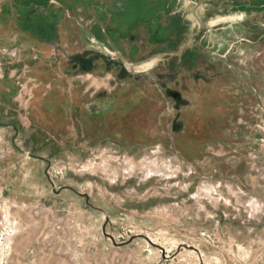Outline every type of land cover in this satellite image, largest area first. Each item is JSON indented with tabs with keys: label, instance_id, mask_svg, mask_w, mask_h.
Masks as SVG:
<instances>
[{
	"label": "rangeland",
	"instance_id": "obj_1",
	"mask_svg": "<svg viewBox=\"0 0 264 264\" xmlns=\"http://www.w3.org/2000/svg\"><path fill=\"white\" fill-rule=\"evenodd\" d=\"M28 2L0 0V264H264V0H62L43 35Z\"/></svg>",
	"mask_w": 264,
	"mask_h": 264
},
{
	"label": "flooded vegetation",
	"instance_id": "obj_2",
	"mask_svg": "<svg viewBox=\"0 0 264 264\" xmlns=\"http://www.w3.org/2000/svg\"><path fill=\"white\" fill-rule=\"evenodd\" d=\"M61 2L62 0H29L28 2V4L30 5L29 9L31 8L33 10H36L37 13L34 14L35 12H31V14H28V15L33 17V19H36L39 21H42V20L48 21V23H46L47 25L43 24L42 27L39 26L37 27V29H35V31H37L40 35H43L44 32L46 33V32L56 31L57 30V28L55 27L56 24L54 23L58 20L59 16H62V14L67 17L69 16V14L66 13L65 10L63 9L64 5ZM121 16L123 17V15L120 14V17ZM115 17L117 20H121V18L118 15H116ZM146 22H149V20H146ZM21 26L24 27L23 25ZM24 28L25 30L28 31V27L25 26ZM150 41L152 43H160L164 41L166 43L165 47L168 49L171 46V42L173 43L174 40H169L166 37L161 36L159 32H156L155 30H153L150 34ZM113 55L115 57L117 56L115 53H113ZM75 65L78 66L80 70H82L83 72H88L92 70L93 68L92 61L90 59H85V58H77V62ZM90 96L92 97L91 100L93 101H99L100 99L105 97L104 91L102 92L94 91L93 94H90ZM173 96L175 98L178 97L176 93H173ZM82 113L84 114V116H86L87 114L86 116L87 121L85 118L84 123H87V124L89 123L88 125L90 127H95V128L103 126V124L105 123L107 124V119L109 118L111 119L112 117V115L106 116V112L101 110L100 105L99 107L93 106V110L89 112H87L84 109ZM88 125H85V126H88Z\"/></svg>",
	"mask_w": 264,
	"mask_h": 264
},
{
	"label": "bare ground",
	"instance_id": "obj_3",
	"mask_svg": "<svg viewBox=\"0 0 264 264\" xmlns=\"http://www.w3.org/2000/svg\"><path fill=\"white\" fill-rule=\"evenodd\" d=\"M156 57H157V56L152 57V59L148 62V65H151L152 62L154 61V59H155ZM123 65L125 66V68H126L127 70H130V69H132L133 67H141V66H138V65H136V64H134V66H130V64H128V63H124V62H123Z\"/></svg>",
	"mask_w": 264,
	"mask_h": 264
},
{
	"label": "water",
	"instance_id": "obj_4",
	"mask_svg": "<svg viewBox=\"0 0 264 264\" xmlns=\"http://www.w3.org/2000/svg\"><path fill=\"white\" fill-rule=\"evenodd\" d=\"M120 64L123 66V68H125V66L123 65V61L120 60ZM126 69V68H125Z\"/></svg>",
	"mask_w": 264,
	"mask_h": 264
}]
</instances>
